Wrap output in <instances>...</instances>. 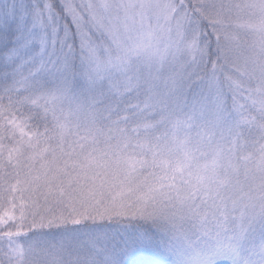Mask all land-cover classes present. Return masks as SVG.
<instances>
[{
	"label": "snow or ice",
	"instance_id": "obj_1",
	"mask_svg": "<svg viewBox=\"0 0 264 264\" xmlns=\"http://www.w3.org/2000/svg\"><path fill=\"white\" fill-rule=\"evenodd\" d=\"M0 264H264V0H0Z\"/></svg>",
	"mask_w": 264,
	"mask_h": 264
}]
</instances>
